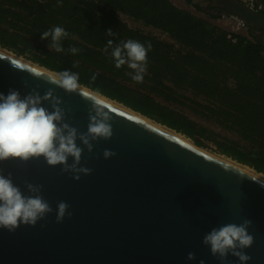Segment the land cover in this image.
<instances>
[{"label":"water","instance_id":"obj_1","mask_svg":"<svg viewBox=\"0 0 264 264\" xmlns=\"http://www.w3.org/2000/svg\"><path fill=\"white\" fill-rule=\"evenodd\" d=\"M218 3L254 28H264V13L234 0ZM30 70L0 54V93L15 89L23 96L38 85L43 95L53 88L63 101L66 122L86 132L91 102ZM105 104L112 115V137L94 141L91 153L77 141L84 148L80 166L92 169L91 174L81 173L76 180L43 157L0 162L5 177L12 173L25 195L26 183L42 185L41 195L53 208L35 226L20 224L14 232L0 228V264H221L203 237L214 227L243 219L252 221L248 231L254 237L244 249L251 257L246 264H264V182ZM105 149L116 155L105 159ZM60 201L70 205L72 215L57 223ZM189 252L195 260L187 259ZM226 264L240 261L229 254Z\"/></svg>","mask_w":264,"mask_h":264},{"label":"trees","instance_id":"obj_2","mask_svg":"<svg viewBox=\"0 0 264 264\" xmlns=\"http://www.w3.org/2000/svg\"><path fill=\"white\" fill-rule=\"evenodd\" d=\"M53 26L71 34L65 52L41 39ZM110 28L116 35L106 34ZM227 35L170 0H0L1 48L56 73L77 72L80 85L264 174V40ZM130 38L152 45L142 83L104 52L108 40Z\"/></svg>","mask_w":264,"mask_h":264},{"label":"clouds","instance_id":"obj_3","mask_svg":"<svg viewBox=\"0 0 264 264\" xmlns=\"http://www.w3.org/2000/svg\"><path fill=\"white\" fill-rule=\"evenodd\" d=\"M59 6V0H58ZM108 36L116 35L108 29ZM70 33L62 26H53L41 33L42 40H50L49 48L57 53L65 52L62 42L70 37ZM150 42L142 43L135 39L120 40L114 45L108 40L104 48L109 53L116 68L127 65L131 79L142 83L147 72V54L151 51ZM68 52L75 55L80 49L69 47ZM73 64L72 67H77ZM31 74L44 79L65 92H79L91 102L89 123L86 132H80L76 127L66 122V110L61 107L63 101L49 88L43 95L33 88L28 94L21 95L18 90L9 89L7 95L0 93V162L19 158L28 161L31 158H40L49 166L62 165V172L72 173L73 178L80 179V174L89 175L92 169L80 166L84 148L77 144L79 140L91 153L94 141L108 140L113 135L112 120L109 106L97 95H90L81 91L80 76L77 72L65 69L54 75H44L34 69ZM95 79V76L92 77ZM45 103L50 107H45ZM107 109V110H106ZM116 153L105 149V159L115 156ZM72 163H68L69 158ZM255 181V180H254ZM264 185V183H262ZM28 195L14 185L12 173L7 177L0 169V228L14 232L20 224L35 226L53 212L50 203L41 195L42 185L26 183ZM70 205L65 201L57 203L56 222H63L65 216L71 217ZM252 226L250 219H243L241 223H227L214 227L203 237L202 243L210 247L211 254L218 257L221 264H226L229 254L238 258L240 264H246L251 259L244 252L254 243L253 235L248 229ZM188 260H195V253L189 252ZM199 264H204L201 260Z\"/></svg>","mask_w":264,"mask_h":264},{"label":"flooded vegetation","instance_id":"obj_4","mask_svg":"<svg viewBox=\"0 0 264 264\" xmlns=\"http://www.w3.org/2000/svg\"><path fill=\"white\" fill-rule=\"evenodd\" d=\"M170 1L179 8H183L185 5L187 6L191 5L195 8H200L201 6V0H170ZM234 1L241 3L245 7L255 12L264 13V0H234ZM204 2L208 10V12L206 13H208L209 18L202 17L199 15L197 16L202 17L207 22L218 26L219 28L226 31L227 33H229L228 31H235V32H232L234 35L240 34L249 39H251V36H252L255 38L254 40L264 39V36H261V35H264V30H263L264 28L262 29L254 28L247 21H245L241 16L233 13V11L231 12L227 10L225 7L219 4L218 0H204ZM183 9L188 10V8H183Z\"/></svg>","mask_w":264,"mask_h":264},{"label":"bare ground","instance_id":"obj_5","mask_svg":"<svg viewBox=\"0 0 264 264\" xmlns=\"http://www.w3.org/2000/svg\"><path fill=\"white\" fill-rule=\"evenodd\" d=\"M0 54L9 56L10 58H13V59H15V60H17V61H19L21 63H24L25 65L31 67L32 69H35V70L40 71L42 73H45L46 75H54L56 73V72L48 70V69H46L44 67H41L38 64H34L32 62L26 61V60L20 58L19 56L18 57L14 56L12 53H10V52H8V51H6L4 49H0ZM81 90L83 92L89 93L90 95L99 96L100 99H102L103 101L109 103L110 105H112V106H114V107H116V108H118V109H120V110H122V111H124V112H126V113H128V114H130V115H132L134 117H136V118H139V119H141V120H143V121H145V122H147V123L159 128L161 130H164L165 132H167V133L171 134L172 136H174V137H176V138L188 143L191 146H194V147L197 146L192 140L191 141L193 143L187 137H185L184 135L176 132L175 130L167 128V127H165V126H163V125L151 120L150 118H147V117L141 115L138 112H135V111L131 110L130 108L124 106L123 104H120V103H118V102H116L114 100H111V99L101 95L100 93L95 92V91H93V90H91V89H89V88H87V87H85L83 85H81ZM198 149H200L201 151H203V152H205V153H207V154H209V155H211V156H213V157H215V158H217V159H219L221 161H224V162L228 163L229 165H232V166H234L236 168L238 167V169H240L242 171H245L246 173H248V174H250V175H252V176H254V177H256L259 180L264 182V174L263 173H258L256 170H254L250 166L241 164L238 161H234V160H231V159L223 157V156H218V155H215L213 153L207 152V151L203 150L205 148H202V147H199V146H198Z\"/></svg>","mask_w":264,"mask_h":264},{"label":"rangeland","instance_id":"obj_6","mask_svg":"<svg viewBox=\"0 0 264 264\" xmlns=\"http://www.w3.org/2000/svg\"><path fill=\"white\" fill-rule=\"evenodd\" d=\"M184 6V5H183ZM186 6V7H185ZM183 8H188V10H190V11H192L193 13H195L196 15H199V16H202V17H207V18H209L208 17V13H206V12H208V10H207V8H206V4H205V2H204V0L202 1L201 0V6H200V8H195V7H193V6H191V5H185ZM122 17L128 22V24L129 25H131V26H133V27H138V28H141V29H143V30H145V31H147V32H151V33H153V34H155V35H157V36H159V37H161V38H163V39H169V36L166 34V33H164V32H162L161 30H159V29H156V28H152V27H149V26H145L142 22H140V21H135V20H133L131 17H129V16H127V15H124V14H122ZM261 36H264V35H261ZM251 39L252 40H254L255 38L254 37H252L251 36ZM264 40V39H263ZM0 49H4V50H6V51H8V52H10V53H12L11 51H9V50H7V49H5V48H1L0 47ZM14 56H19L20 58H22V59H24V60H26V61H29L28 59H26L25 57H22V56H20V55H17V54H15V53H12ZM29 62H31V61H29ZM33 63V62H32ZM35 64V63H34ZM189 139V138H188ZM190 140V139H189ZM191 141V140H190ZM192 142V141H191ZM193 143V142H192ZM203 150H205V151H207V152H210V153H213V154H215V155H218V156H223V157H226V155H223V154H220V153H217V152H214V151H211L210 149H203ZM226 158H229V157H226ZM229 159H231V158H229ZM231 160H233V159H231ZM235 161V160H234ZM238 161V160H237ZM242 164V163H241Z\"/></svg>","mask_w":264,"mask_h":264},{"label":"built area","instance_id":"obj_7","mask_svg":"<svg viewBox=\"0 0 264 264\" xmlns=\"http://www.w3.org/2000/svg\"><path fill=\"white\" fill-rule=\"evenodd\" d=\"M228 38H230L233 42H236L237 41V36H235L232 32H235V31H228Z\"/></svg>","mask_w":264,"mask_h":264}]
</instances>
